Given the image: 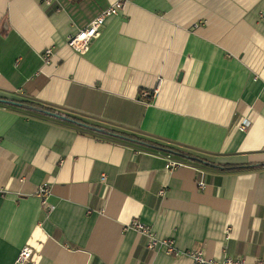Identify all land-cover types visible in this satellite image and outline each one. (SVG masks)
<instances>
[{
  "label": "crops",
  "instance_id": "crops-1",
  "mask_svg": "<svg viewBox=\"0 0 264 264\" xmlns=\"http://www.w3.org/2000/svg\"><path fill=\"white\" fill-rule=\"evenodd\" d=\"M116 1L0 0V264H19L23 248L31 250L24 264H194L191 251L257 264L264 0H127L84 55L66 46ZM31 100L52 114L250 168L216 172L169 154L182 166L168 171L166 153L78 130L19 102ZM44 184L45 204L37 195ZM134 220L172 240L176 255L148 250Z\"/></svg>",
  "mask_w": 264,
  "mask_h": 264
},
{
  "label": "built area",
  "instance_id": "built-area-1",
  "mask_svg": "<svg viewBox=\"0 0 264 264\" xmlns=\"http://www.w3.org/2000/svg\"><path fill=\"white\" fill-rule=\"evenodd\" d=\"M44 5L51 7L53 5V0H42ZM127 0H117L112 3L109 7L104 9L96 18H94L85 28L77 31L76 33L70 35L67 38L66 46L69 47L73 52L79 55H84L88 50L91 43L98 37L100 29L103 27L106 19L117 16L122 13L126 8ZM52 56V50L50 48L46 49L42 55V59L45 63H49ZM182 166L181 163L171 159L169 154L165 156V166L164 168L168 171L174 170ZM199 187H203V183L199 182ZM163 191H160V195ZM38 197L43 204L46 203V199L49 195L48 187L44 184L40 186ZM131 227L137 230L143 237L146 238V248L151 251H156L159 247L164 246L166 254L170 256L176 255L174 249V244L172 240H158L153 236L150 229L144 227L138 221L134 220L131 223ZM188 256L193 260L194 264H246L244 260H211L208 261L203 257V254L199 251H191L187 253ZM31 256V250L28 248H23L17 258V263L24 264L29 261ZM257 264H264V259L258 261Z\"/></svg>",
  "mask_w": 264,
  "mask_h": 264
},
{
  "label": "trees",
  "instance_id": "trees-1",
  "mask_svg": "<svg viewBox=\"0 0 264 264\" xmlns=\"http://www.w3.org/2000/svg\"><path fill=\"white\" fill-rule=\"evenodd\" d=\"M151 95V94H150ZM22 102L24 105L33 107L35 109H42L47 112H54L49 107L43 106L35 101H19ZM69 117V118H68ZM67 118L72 120V124L74 127H76L78 130L81 131H86V132H91L92 134H97L101 133V135L105 136L108 139L114 140V141H119L124 144H128L131 146H136V147H144L147 149H154L161 151L166 154H174L176 156H179L184 159H189L192 160V163H200L205 165L209 169H213L216 172H236V171H244L248 170L250 168L249 165H244V164H214L206 159H203L202 157L199 156H194L189 153H186L182 151L179 148L173 147L169 145L167 142H161L157 140H152L146 136L140 135V134H135V133H129L125 132L122 130L118 129H101L99 128V125H94L86 122L82 118L75 117V116H68ZM71 123V122H70ZM91 127V128H89ZM89 128V130H87Z\"/></svg>",
  "mask_w": 264,
  "mask_h": 264
},
{
  "label": "water",
  "instance_id": "water-1",
  "mask_svg": "<svg viewBox=\"0 0 264 264\" xmlns=\"http://www.w3.org/2000/svg\"><path fill=\"white\" fill-rule=\"evenodd\" d=\"M13 105H15V104L13 103ZM17 106H22V105H17ZM30 109H32V110H34V111H38V112L44 113V114H46V115H48V116L56 117V118H58V119H62V120H65V121L71 122V123L73 122L72 120H70V119H68V118H66V117H62V116H59V115H56V114H52V113H50V112H46V111H44V110H38V109H35V108H30Z\"/></svg>",
  "mask_w": 264,
  "mask_h": 264
}]
</instances>
